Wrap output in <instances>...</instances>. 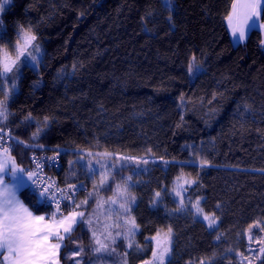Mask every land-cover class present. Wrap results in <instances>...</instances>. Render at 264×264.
<instances>
[{
    "label": "trees",
    "instance_id": "obj_1",
    "mask_svg": "<svg viewBox=\"0 0 264 264\" xmlns=\"http://www.w3.org/2000/svg\"><path fill=\"white\" fill-rule=\"evenodd\" d=\"M234 1L0 0V74L16 77L0 81V142L25 172L53 156L61 165L46 166L47 196L29 185L20 198L48 219L53 194L64 215L84 213L61 264H94L87 219L107 215L113 181L126 187L120 176H132L125 196L135 198V244L145 250L128 264L148 260L162 234L171 237L166 264H264V40L253 29L235 44L226 25ZM22 30L36 35L27 55L39 45V61L26 55L3 73ZM84 153L124 170L100 189L77 165ZM184 180L217 231L176 207L171 193ZM68 186L84 188L60 199L56 189ZM115 247L125 253L123 241Z\"/></svg>",
    "mask_w": 264,
    "mask_h": 264
},
{
    "label": "snow or ice",
    "instance_id": "obj_2",
    "mask_svg": "<svg viewBox=\"0 0 264 264\" xmlns=\"http://www.w3.org/2000/svg\"><path fill=\"white\" fill-rule=\"evenodd\" d=\"M4 3L7 0H3ZM163 2L171 7V0H163ZM257 9V0H251L249 3L242 5L240 11H237V5H232V13L228 16L230 26L232 29L233 37H236L238 34L239 41H244L247 35V29L256 27L257 21L253 20L251 25H248V21L255 15ZM2 24V22H0ZM21 35V40L23 43H17L15 45V51L17 53V58L25 56V52L29 47L33 46V41L37 39L36 35L29 31H23ZM40 47L35 45L32 52L28 53L26 60L27 63L32 67H35V64L39 61ZM194 59V58H193ZM15 61L8 63L6 60L3 63V73H9L12 71L11 64H14ZM19 72V69H17ZM13 83L15 82L16 77H7L6 75L0 74V81L9 80ZM2 90V87H0ZM6 118L4 112H0V122ZM19 143V142H17ZM4 153L8 152V149H3ZM122 159H130L123 158ZM144 163H147L145 160ZM203 163H207L204 161ZM125 166H121V169L117 171L114 165H101L100 168H93L90 170V178L93 176L99 175L101 179V185L104 184L108 175L115 173V175H120V172L124 170ZM39 168V164H37ZM20 173V175H18ZM11 176L12 180L15 181V184H6L5 176ZM24 175H27L29 178L32 177L33 173L31 170L25 172L24 169L18 168L14 159L10 155L0 156V257L7 264H58V261L55 259L61 244L59 241L65 239V236L70 238V233L73 230V227L77 224V217H80L79 223H85L82 211L77 212L70 210L68 215H64L60 212L59 209V200L52 195V202L57 204V208L52 216L49 217L46 221L44 215H34L28 207H25L24 203L19 199L17 195L18 187H24ZM120 180L126 185L122 188L120 183H115V197L120 198V203L118 208L110 207L109 212L115 211L118 216H128V219L124 220V226L127 227V232L121 233L116 232V236L123 235L124 239L128 241L127 247H133V240L131 237H134L136 234L137 225L135 219L130 217L131 208L128 207L130 203L134 201V197L127 198L125 193L128 191V188L131 187L132 176L124 177L120 176ZM108 190H111L110 188ZM46 191V189L42 190ZM41 193V195H42ZM90 196L93 194L90 193ZM98 196V191L96 193ZM177 195H180V192H177ZM156 197L160 196V193H155ZM60 199H65L61 195ZM47 203L45 199H37L36 207L37 211L46 210L44 209V204ZM87 204V200L83 202ZM97 203L102 206V200H98ZM182 205L183 201L180 200L177 202ZM191 203V202H190ZM117 204L116 199L110 201L111 206ZM199 205L197 200L194 204H191V207L196 208ZM71 209L79 208V204L70 205ZM202 211L197 210V214ZM204 220H210V217L207 215L203 216ZM91 223V221H88ZM216 224L215 219H211L209 227H213ZM120 227L119 224L115 225ZM110 225H105L106 239H110L114 244L115 237H113L111 231H107L110 228ZM171 228H169V233ZM63 233V234H62ZM93 241L98 247H94V252H99L106 247L100 239L97 238L96 232H93ZM56 241V242H53ZM138 247V246H137ZM159 247V246H158ZM83 251L82 249H77V254ZM169 251L167 247L160 249L159 251L152 252V258L155 261V264H164L165 254ZM264 251V250H262Z\"/></svg>",
    "mask_w": 264,
    "mask_h": 264
},
{
    "label": "rangeland",
    "instance_id": "obj_3",
    "mask_svg": "<svg viewBox=\"0 0 264 264\" xmlns=\"http://www.w3.org/2000/svg\"><path fill=\"white\" fill-rule=\"evenodd\" d=\"M2 10V7L0 6V12ZM231 15V13H230ZM249 25V24H248ZM254 28V27H252ZM252 28H248L247 29V35H246V39L249 35V32L251 31ZM232 31V29H231ZM236 39H238V34L235 37ZM245 39V40H246ZM239 40V39H238ZM23 43V41L21 42V44ZM30 49V47L26 50L25 52V56L27 55V51ZM25 56H21L22 58ZM19 57V58H21ZM19 58H17V53L15 56H4L2 58V63L5 62V60L8 63H11L12 61H17ZM15 64V63H14ZM14 64H11V66L13 67ZM79 167H83L86 168L88 170V172L90 173V170L93 168H100L101 165H113L110 162H106L104 160L99 159V157L94 156L92 154L89 153H84L82 154V156L80 157V159L78 160V164ZM33 179L34 176L32 175ZM95 180L94 182L100 187V189H102L109 181L111 174L107 176L105 182L103 185H101V179L99 175L94 176ZM32 179V181H33ZM195 184L192 183L190 180H184L182 182H180L176 188L175 191H173V193H171V195L173 196V201L175 202L176 207L179 209V211L182 212H187V211H192L195 213V216L199 219H201L206 225L207 227L215 232L217 231V227H218V223L216 221V224L213 227H209V223L211 219H214L212 216H209L207 214L204 213H200L197 214V208H193L191 207V204H194L196 202L195 199V195L196 194H191L189 189L190 188H194ZM177 192H180V195H177ZM113 199L117 200V204L115 206H112L113 208H117L120 203V198L119 197H115ZM182 200L183 204L180 205L177 202ZM191 202V203H190ZM165 204V203H164ZM164 204H162V206H165ZM133 206V203L129 204L128 207ZM103 211L101 210L100 212L96 211L95 215H90L89 218L87 219V223L89 224V227L91 229L92 235L93 232H96L97 234V238L101 240L102 243H104L106 245V247L104 249H102L99 252H94L95 253V261L94 264H113L116 261V258L118 257L120 262H122L121 264H128L127 262V255L128 253L134 251L136 252L137 256H142L145 253V250L140 249L136 246L135 244V236L138 234V228H136V234L134 237H131V239L133 240V247L132 248H128L127 244L128 241L124 239L123 235L121 236H116V232H121L122 234L127 232V227L124 226V220L128 219V216H123V215H116L117 214L115 211L112 212H108L106 216H101V213ZM207 215L210 217V220H204L203 216ZM131 217V216H130ZM88 221H91V223H89ZM119 224L120 227H116L115 225ZM105 225H110L111 227L107 229V231H111L113 237H115V243L113 244L111 242L110 239H106V232H105ZM119 241H123V244L125 246V253H121L119 252V250L115 247V244L118 243ZM159 246V247H158ZM95 247H98V245H95ZM167 247L169 249V251L165 254L164 257V264H166V261L169 259L170 257V248H171V237L168 234H162L160 237H158L157 239L154 240V251H159L160 249ZM1 258L0 257V264H2L1 262ZM122 258V261L121 259ZM141 264H155V261L153 260L152 256L146 260L143 261Z\"/></svg>",
    "mask_w": 264,
    "mask_h": 264
},
{
    "label": "built area",
    "instance_id": "obj_4",
    "mask_svg": "<svg viewBox=\"0 0 264 264\" xmlns=\"http://www.w3.org/2000/svg\"><path fill=\"white\" fill-rule=\"evenodd\" d=\"M0 147H1V150L3 151V149L7 148L8 149V152L5 153L6 155H10V147L8 145H5L3 143L0 142ZM4 152V151H3ZM59 158L57 156H53V157H49L47 159H43L41 163H39V168H36L34 171H33V176H34V179L32 181V183L30 184L29 188L41 195L42 193V190L46 189V191H43L42 193V196H47L46 193L49 189V180L45 174V171H46V166H51L55 169H60L61 165H60V162L58 160ZM73 186L71 188L68 187H62V188H57L56 189V193L61 197V195H63L64 197L66 196H72L71 194H76L77 193V190H81L82 188H84V186ZM73 197V196H72ZM51 205H53V203H51Z\"/></svg>",
    "mask_w": 264,
    "mask_h": 264
},
{
    "label": "crops",
    "instance_id": "obj_5",
    "mask_svg": "<svg viewBox=\"0 0 264 264\" xmlns=\"http://www.w3.org/2000/svg\"><path fill=\"white\" fill-rule=\"evenodd\" d=\"M249 2H251V0H235V1H234V4L237 5V11H240L242 5L245 4V3H249ZM263 8H264V0H257V9H256V13H255V15H254V16L248 21V24L251 25L253 20L257 21V26L254 27V28H252L251 30H253V29H257V30H259V31L261 32V34H262V36H263V40H264V23H263L262 20H261V15H262V12H263ZM231 14H233V13H232V9H231ZM226 25H227L228 31H229V33H230V35H231L233 41L235 42V44L244 43V42L246 41V40H244V41H239L238 39H236L235 37H233V35H232V31H231L230 22H229L228 18H227V20H226ZM249 33H250V32H249ZM4 155H5V154H3L2 152H0V156H4ZM18 175H20V173H18ZM23 179H24L25 186H24V187H18V191H17V195H18V197H19L20 200H21V198H20V192H21L23 189L27 188V187L32 183V179H33V177L29 178L27 175H24ZM5 183H6V184H15L16 182L12 180V177H11V176L6 175V176H5ZM21 201H22V200H21ZM22 202H23V201H22ZM24 205H25V204H24ZM25 207H27V206L25 205ZM29 210H30V209H29ZM34 215H35V214H34ZM44 216H45L46 221H48L47 216H46V215H44ZM80 219H81L80 217H77V221H78L77 224L79 223V220H80ZM77 224H76V225H77ZM76 225L73 227V230H74V228L76 227ZM73 230H72V231H73ZM71 233H72V232H71ZM71 233H70V234H71ZM62 234H63V233H62ZM70 234H69V235H70ZM66 237H67V236H65V238H66ZM63 241H64V240L59 241V243L61 244V247L59 248L58 253H57L56 257H55V259L58 261V264H61V262H60V258H59V255H60V251H61V249H62V247H63ZM53 242H56V241H53ZM1 262H2V264H7V262L3 261L2 258H1Z\"/></svg>",
    "mask_w": 264,
    "mask_h": 264
}]
</instances>
